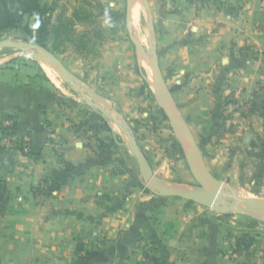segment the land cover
<instances>
[{
  "label": "crops",
  "instance_id": "crops-1",
  "mask_svg": "<svg viewBox=\"0 0 264 264\" xmlns=\"http://www.w3.org/2000/svg\"><path fill=\"white\" fill-rule=\"evenodd\" d=\"M44 1L68 14L78 4ZM148 1L164 42L159 64L164 55L176 97L190 91L186 106L177 103L190 109L207 170L264 194V0ZM8 61L0 64V119L14 118L32 152L0 146V264H146L145 253L164 264H264V226L157 195L129 149L119 157L124 141L94 144L33 65ZM111 90L121 92L122 114L134 116L126 91ZM135 138L158 177L162 168L148 158L158 144Z\"/></svg>",
  "mask_w": 264,
  "mask_h": 264
},
{
  "label": "rangeland",
  "instance_id": "rangeland-1",
  "mask_svg": "<svg viewBox=\"0 0 264 264\" xmlns=\"http://www.w3.org/2000/svg\"><path fill=\"white\" fill-rule=\"evenodd\" d=\"M129 1L133 3L134 0L103 1L104 14L102 13L103 15L101 17L98 16L99 18L95 21L98 23L99 29L103 31V33L105 32V38H96L92 48L93 50L89 53L82 55L75 52L72 47H68L64 53L60 54L57 53L55 49L49 52L54 53L58 57L75 84L85 93L90 101L97 103L106 111L112 113L122 124L130 128L135 137H146L147 135L152 142L158 144V152L154 155H150L148 158L155 168H162L159 175L162 183L171 188L195 189L198 184L191 175L184 156L186 141L180 131L174 128L165 118L155 98L153 65L151 62L152 54L150 40L148 38V18L146 9L142 0H138L140 5V13H138L137 18L140 28L139 37L144 40L143 45L139 42L143 50L141 51L129 37L130 30L138 40L135 29H133L134 22L132 12L131 10L129 12L127 9ZM109 2L112 4H109ZM107 19H111L116 23V34H109V31H112V29L109 27ZM158 30V22L153 19L152 35L155 48L159 54L161 49L165 48L163 46L164 42L160 41ZM92 34L94 36V33ZM5 40L28 44L18 39L15 32L0 35V41ZM25 49L26 51H32L31 53L38 51L35 47L27 45ZM160 57V68L164 79V94L166 100L175 113L182 117L190 128V109H187V112H183L180 108H184V106L180 107L177 103L181 100L180 103H184L186 106L185 99H190L187 98L190 91L183 90L182 96H179V98L176 97L175 92H178V90L176 91L177 87L173 86V82L168 83L167 81V60H165L164 55H160ZM9 59H12L14 64L17 63L22 65L28 63L33 65L36 71H38L39 77L47 83V87L51 88V91L55 93L54 95L59 97L62 102L74 106L75 109L72 111L75 112L74 118L76 119L74 126L77 128H80V125L85 128L90 127L88 128L90 130V134H88V139L90 141H93L94 144L100 143L104 147L109 148L114 144V139L116 141L121 139L128 147L124 148L121 146L119 148V157L125 155L128 149L129 154L132 158L134 157L130 150L131 143L123 131L124 127L110 119H108V121L106 120V122L100 121L98 110L89 106L82 99L79 91L65 80L54 63L53 72L57 76L56 80L58 82L54 84L50 80L51 82L49 84L46 82L45 78L49 77L37 60L17 48L0 47V64L3 65V63ZM54 87H56V89ZM113 87H118L120 91L125 90V95L128 97V100L129 97L131 98V108L134 115L131 118H127L122 114L119 107L120 105L114 97L117 95L116 93L121 95V92L116 91L115 94L112 93L111 88ZM72 99L78 101V104ZM142 112H145V114H141ZM107 124L113 129L114 134L108 130ZM222 177L224 176L222 175ZM143 181L148 185L149 182L147 183L144 179ZM230 187L238 195L240 194L246 198H257L264 201V194L258 191L256 186L245 185L238 182L234 185H230ZM233 202V198L226 196L224 200L220 201L218 204L221 206H229V203ZM252 209L260 213L256 206ZM227 216L229 218L237 217L238 220L245 219L247 222L259 224L260 227L264 226V216L262 214H253L251 208L243 204H238L234 209H226L221 212V217Z\"/></svg>",
  "mask_w": 264,
  "mask_h": 264
},
{
  "label": "water",
  "instance_id": "water-1",
  "mask_svg": "<svg viewBox=\"0 0 264 264\" xmlns=\"http://www.w3.org/2000/svg\"><path fill=\"white\" fill-rule=\"evenodd\" d=\"M142 3L146 9L147 12V18H148V38L150 40V46H151V62L153 65V81H154V87H155V98L157 101L158 106L162 110L165 118L169 121V123L176 128L182 136L184 137L186 141V148L184 150V156L186 163L189 167V170L191 172V175L197 182V187L195 189H184V188H171L166 186L162 181L154 174L152 171L145 155L143 154L142 150L139 148L136 138L133 135L132 131L129 127L122 124V122L117 119L114 115L106 111L104 108H102L97 103L90 101L85 93H83L78 86L75 84L74 80L70 77L67 69L64 67L63 63L58 59V57L37 45L32 44H24V43H18L10 40L0 41V47H14L21 51H23L26 54H29L32 58L37 60L38 58L34 56L33 53L30 51H26V45L32 46L37 49H40L42 51L46 52V55L43 57H40V59L49 60L54 63L56 67L60 70L61 74L65 78V80L72 85L77 91H79L82 99L91 107L98 110L101 115L105 119H110L119 125H122L124 133L127 135L131 146L130 150L132 151L137 164L139 171L145 181H147L148 185L147 187L150 188L154 193H156L159 196L165 197V196H174L179 197L191 202L198 203L200 205H203L207 207L208 209H212L215 211H224L226 209H234L237 207L238 204H243L247 206L248 208H253L255 205L258 206L260 209V212L264 216V201L257 198H250V197H240L236 192L230 187V185L219 178H216L214 175H212L206 168L203 156L201 153V150L198 146V144L195 141V138L190 131V128L186 124V122L175 113V111L172 109V107L169 105L168 101L166 100L165 94H164V79L162 75V71L159 64V54L155 48L154 38H153V18L152 13L150 9V5L148 0H142ZM132 2L129 1L127 9L130 12L131 10ZM129 37L131 41L141 50L142 46L139 43V41L134 37L132 31L129 30ZM151 186V187H150ZM231 197L233 198L234 202L229 203V206H221L218 203L220 201L224 200V197Z\"/></svg>",
  "mask_w": 264,
  "mask_h": 264
},
{
  "label": "trees",
  "instance_id": "trees-1",
  "mask_svg": "<svg viewBox=\"0 0 264 264\" xmlns=\"http://www.w3.org/2000/svg\"><path fill=\"white\" fill-rule=\"evenodd\" d=\"M102 13L99 0H78L69 14L65 10L56 12V4L44 0H0V35L15 32L18 39L47 51L55 49L60 54L72 47L85 55L93 50L96 38H103L95 21ZM107 127L112 132L108 124ZM144 257L149 264H164L147 253Z\"/></svg>",
  "mask_w": 264,
  "mask_h": 264
},
{
  "label": "built area",
  "instance_id": "built-area-1",
  "mask_svg": "<svg viewBox=\"0 0 264 264\" xmlns=\"http://www.w3.org/2000/svg\"><path fill=\"white\" fill-rule=\"evenodd\" d=\"M243 109L246 112L251 111L252 103L246 101L243 104ZM0 146L21 154H29L32 152L31 145L28 139L20 137L16 132V122L13 117L5 116L0 119ZM155 264V263H150Z\"/></svg>",
  "mask_w": 264,
  "mask_h": 264
},
{
  "label": "bare ground",
  "instance_id": "bare-ground-1",
  "mask_svg": "<svg viewBox=\"0 0 264 264\" xmlns=\"http://www.w3.org/2000/svg\"><path fill=\"white\" fill-rule=\"evenodd\" d=\"M140 11V5H139V1L138 0H134L133 1V3H132V7H131V12H132V16H133V22H134V28L133 29H135V33H136V36L138 37V41L143 45V43H144V40H143V38L141 39L140 37H139V25H138V21L139 20H137V18H138V13H140L139 12ZM145 39V38H144ZM40 50V49H39ZM40 51H42V50H40ZM45 55H46V52L45 51H42ZM34 54V56H36L38 59V62L40 63V65L42 66V68L45 70V72H46V74L54 81V82H58L57 80H56V75H55V73L53 72V67H54V65H53V62L52 61H49V60H44V59H40V57H43V56H45L44 54H42L41 52H38V51H36V52H34L33 53ZM153 86H154V81H153ZM112 114V113H111ZM238 196H240V197H244V196H242V195H238ZM257 208H258V206L257 205H255ZM254 206V207H255ZM251 210H252V212H253V214H262L261 212L260 213H258L257 211H255L254 209H252L251 208ZM258 210L260 211V209L258 208Z\"/></svg>",
  "mask_w": 264,
  "mask_h": 264
}]
</instances>
